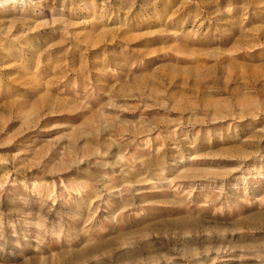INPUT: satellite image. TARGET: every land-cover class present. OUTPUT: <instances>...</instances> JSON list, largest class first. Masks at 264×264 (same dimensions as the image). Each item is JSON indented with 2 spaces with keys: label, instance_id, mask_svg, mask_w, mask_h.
<instances>
[{
  "label": "rangeland",
  "instance_id": "rangeland-1",
  "mask_svg": "<svg viewBox=\"0 0 264 264\" xmlns=\"http://www.w3.org/2000/svg\"><path fill=\"white\" fill-rule=\"evenodd\" d=\"M0 264H264V0L0 6Z\"/></svg>",
  "mask_w": 264,
  "mask_h": 264
},
{
  "label": "clouds",
  "instance_id": "clouds-1",
  "mask_svg": "<svg viewBox=\"0 0 264 264\" xmlns=\"http://www.w3.org/2000/svg\"><path fill=\"white\" fill-rule=\"evenodd\" d=\"M25 0H0V6H4L7 4L15 5L17 3L23 4Z\"/></svg>",
  "mask_w": 264,
  "mask_h": 264
}]
</instances>
